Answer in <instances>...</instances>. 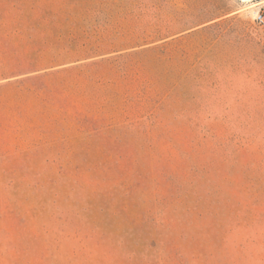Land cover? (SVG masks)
<instances>
[{
  "label": "rangeland",
  "instance_id": "obj_1",
  "mask_svg": "<svg viewBox=\"0 0 264 264\" xmlns=\"http://www.w3.org/2000/svg\"><path fill=\"white\" fill-rule=\"evenodd\" d=\"M261 17L0 0V264H264Z\"/></svg>",
  "mask_w": 264,
  "mask_h": 264
},
{
  "label": "trees",
  "instance_id": "obj_2",
  "mask_svg": "<svg viewBox=\"0 0 264 264\" xmlns=\"http://www.w3.org/2000/svg\"><path fill=\"white\" fill-rule=\"evenodd\" d=\"M45 60H46V58H44V57H39V58L35 61V63H37V64H39V65H43L44 62H45ZM37 71H39V70H37Z\"/></svg>",
  "mask_w": 264,
  "mask_h": 264
},
{
  "label": "bare ground",
  "instance_id": "obj_3",
  "mask_svg": "<svg viewBox=\"0 0 264 264\" xmlns=\"http://www.w3.org/2000/svg\"><path fill=\"white\" fill-rule=\"evenodd\" d=\"M245 2H250V1H252V0H244Z\"/></svg>",
  "mask_w": 264,
  "mask_h": 264
},
{
  "label": "built area",
  "instance_id": "obj_4",
  "mask_svg": "<svg viewBox=\"0 0 264 264\" xmlns=\"http://www.w3.org/2000/svg\"><path fill=\"white\" fill-rule=\"evenodd\" d=\"M260 19H261V22H264V19L262 17Z\"/></svg>",
  "mask_w": 264,
  "mask_h": 264
}]
</instances>
